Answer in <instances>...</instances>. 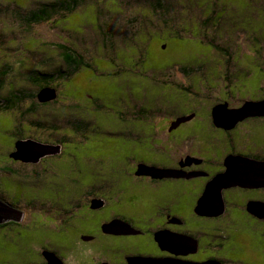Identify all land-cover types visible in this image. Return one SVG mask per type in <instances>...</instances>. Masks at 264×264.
Wrapping results in <instances>:
<instances>
[{"label": "flooded vegetation", "instance_id": "obj_1", "mask_svg": "<svg viewBox=\"0 0 264 264\" xmlns=\"http://www.w3.org/2000/svg\"><path fill=\"white\" fill-rule=\"evenodd\" d=\"M177 65L191 81L189 87L183 86V79L158 80L144 75L142 82L116 87L120 96L110 102L115 109L111 119L119 127L107 134L111 149L97 163H82L83 154L73 156L69 169L88 179L68 180L73 190L66 199L67 208L56 215L45 213L50 223L44 228L54 233L41 235L28 228L30 204L22 226L25 212L0 191V200L23 214L21 222H7L0 230L9 228L10 232L13 226L27 232L17 234L23 237L17 243L3 247L5 257L25 253L30 258L26 264H46L45 253L62 264H128L130 258H146L151 264H264V117L230 118L234 112L225 111L245 103L239 104L234 90L246 85L243 79L251 76L250 70H241L243 77L229 65L211 69ZM221 72L225 74L219 75ZM259 72L257 97L251 102L262 101L264 96V71L259 68ZM219 78L227 80L221 91L224 98L213 94L217 85L209 86L210 95L195 93L188 99L186 92H196L197 86L212 85ZM93 89H98L96 82ZM160 97L162 101L157 102ZM84 99L99 108L91 96L84 95ZM222 104L224 110L214 114V107ZM162 105L176 111L163 113ZM79 119L86 125L75 127L76 133L90 125L85 116ZM6 157L23 169L35 165L54 175L51 156L37 164ZM138 165L165 174L138 175ZM8 172L10 168L0 173L3 191L21 196L23 185L19 179L9 178ZM215 179L222 186L213 187L211 200L204 204L216 210L221 205L223 210L216 216L199 215V201ZM233 182L249 186H227ZM248 205L259 215H250ZM111 223L129 228L130 233L106 227Z\"/></svg>", "mask_w": 264, "mask_h": 264}, {"label": "rangeland", "instance_id": "obj_2", "mask_svg": "<svg viewBox=\"0 0 264 264\" xmlns=\"http://www.w3.org/2000/svg\"><path fill=\"white\" fill-rule=\"evenodd\" d=\"M52 1L0 0V74L7 70L5 76H0V101L3 105H13L9 111L0 110V173L10 168L9 178L19 179L23 185L21 196L14 197L12 192L3 191L1 184L0 191L25 212L22 226L30 212L27 205L33 206L28 228L38 230L41 235L54 233L44 228L50 223L45 213L56 215L67 208L66 199L72 196L73 190L68 180L88 179L69 169L73 156L83 154L82 163H97L111 149L107 134L119 127L111 119L115 109L110 102L115 93H109L114 88L129 81L142 82L144 76L155 72L149 67L164 68L158 80L183 79V86L189 87L191 81L181 73L178 63H185L191 69L239 65L251 73L248 78L240 77L246 85L241 84L240 90H234L236 100L245 105L256 100L262 75L259 68L264 71V0H95L94 4H88L91 0H80L83 5L65 17L59 12L47 22L26 23L27 12ZM59 44L74 49L90 63V68H80L62 80L59 87L58 81L50 82L49 87L57 90L58 97L54 102L40 104L36 100L39 87L31 79L34 71L54 74L66 69L57 50ZM235 69L232 68L233 73H237ZM147 70L151 72L146 74ZM94 81L98 84L97 90L93 89ZM214 81L212 85L197 86L196 92H186L188 99L195 93L210 95L213 91L209 86L217 85L213 94L222 95L223 83L227 80ZM103 82L109 83L110 90L103 91ZM84 95L91 96L99 108L89 105ZM217 98L214 97V102ZM161 101V97L157 99ZM166 106H160L163 113L176 111ZM223 108L225 104L216 105L214 114ZM82 116L90 120V125L86 131L76 133L75 127L86 125V121L79 119ZM24 139L60 148L61 156L60 152L49 153L54 175L42 172L35 165L23 169L8 162L6 156L11 154L15 141ZM136 174L146 175V170L138 165ZM220 206V210L209 206L211 210L207 214H220L223 210ZM251 208L247 206L250 215H259L257 209L253 208V212ZM10 228L14 230H0V264H26L30 261L28 254L3 255V247L9 248L23 239L17 234L27 233L22 228Z\"/></svg>", "mask_w": 264, "mask_h": 264}, {"label": "water", "instance_id": "obj_3", "mask_svg": "<svg viewBox=\"0 0 264 264\" xmlns=\"http://www.w3.org/2000/svg\"><path fill=\"white\" fill-rule=\"evenodd\" d=\"M57 98V91L52 87H43L36 94V100L40 104H45L49 102H54ZM236 116L237 119H243L248 116H259L264 117V99L258 103H246L242 106V108L234 111L233 115L230 118ZM51 150L52 153H59L60 148L58 146L45 145L39 142H36L31 139L18 140L14 144V151L9 154V158L14 161H20L25 164H37L40 159L49 156ZM146 170V175H153L159 173V176H164L165 172L154 170L153 168H148L141 166ZM245 182H233L232 186H246ZM222 184L218 179L214 180V183L208 184L206 187L204 194L199 201L198 210L199 215L202 216H213L211 214H207L211 208L204 203L209 201L212 198L213 187L219 188ZM221 207V206H220ZM209 209V210H208ZM197 211V210H196ZM23 218V214L21 211L9 206L2 200H0V225L5 224L7 222L19 223ZM106 227L114 228L115 230H128L124 233H130L129 228H120L116 223H111L106 225ZM46 264H62L53 254L45 253ZM150 260L142 259V258H132L128 260V264H151ZM211 264H219L212 262Z\"/></svg>", "mask_w": 264, "mask_h": 264}, {"label": "trees", "instance_id": "obj_4", "mask_svg": "<svg viewBox=\"0 0 264 264\" xmlns=\"http://www.w3.org/2000/svg\"><path fill=\"white\" fill-rule=\"evenodd\" d=\"M95 0H91L88 2V4H94ZM83 4L81 3L80 0H63V1H57L54 0L50 3H41L39 4V6L29 12H27V16L25 18V21L27 24H38V23H44L47 22L49 19H51V17L54 14L57 13H61L67 16L70 13H73L74 11H76L80 6H82ZM96 11H98V9H96ZM63 17V16H62ZM102 25L105 26L106 22H102V20H100ZM99 21V22H100ZM103 36V34H102ZM106 39H110L111 37L109 36H105ZM212 42V41H211ZM216 49H218L216 47ZM57 50H59L61 52V57L64 60V64L66 69L64 71H58L54 74H47V73H43V72H39V71H34V78L31 79V82L38 86L39 89L43 88V87H48L50 82L53 81H58V87L60 86V82L62 80H66L68 78H70L72 75H74L80 68L85 67V68H90V63L86 62L83 59V56L78 55L74 49H72L71 47H69L66 44H59L57 45ZM178 64H185V63H178ZM232 66V65H231ZM233 67L239 71L237 73L240 74V76H245L243 74V72H241V69L243 71V69L245 68V66H243V68H241V66L239 65H233ZM149 69H153L155 70V72H153L151 74V78L152 79H158V76L162 74L163 69L162 68H150ZM127 70V68H126ZM7 72V70H3L2 73L0 74V76H5V73ZM125 72V70H122V73ZM149 72H151V70H147L145 71L146 74H148ZM154 75H156L155 77H153ZM147 78H149L150 76L146 75ZM96 81H94L93 83H95ZM109 85V83H107ZM103 91H107L106 88ZM118 88H114L109 95L115 93V98L117 99L120 96ZM14 98V97H13ZM15 100V98H14ZM20 99H18L19 101ZM45 106V105H43ZM13 107V105L10 103L9 105H3V103L0 101V110L2 111H9L11 110Z\"/></svg>", "mask_w": 264, "mask_h": 264}, {"label": "clouds", "instance_id": "obj_5", "mask_svg": "<svg viewBox=\"0 0 264 264\" xmlns=\"http://www.w3.org/2000/svg\"><path fill=\"white\" fill-rule=\"evenodd\" d=\"M48 87H49V86H48ZM40 89H41V88H40ZM40 89H39V90H40ZM39 90H38V91H39ZM55 90H56V89H55ZM56 91H57V90H56ZM57 93H58V92H57ZM17 141H18V140H17ZM15 142H16V141H15ZM13 148H14V147H13ZM11 153H12V152H11ZM9 154H10V153H9ZM9 154H8V157H9Z\"/></svg>", "mask_w": 264, "mask_h": 264}]
</instances>
